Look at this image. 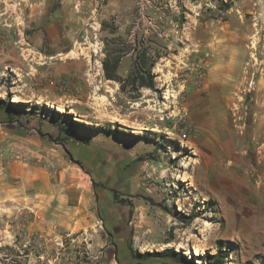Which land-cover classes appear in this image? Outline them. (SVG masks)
Wrapping results in <instances>:
<instances>
[{
	"label": "rangeland",
	"instance_id": "obj_1",
	"mask_svg": "<svg viewBox=\"0 0 264 264\" xmlns=\"http://www.w3.org/2000/svg\"><path fill=\"white\" fill-rule=\"evenodd\" d=\"M121 1L0 0V171L74 222L0 264H264V0Z\"/></svg>",
	"mask_w": 264,
	"mask_h": 264
},
{
	"label": "crops",
	"instance_id": "obj_2",
	"mask_svg": "<svg viewBox=\"0 0 264 264\" xmlns=\"http://www.w3.org/2000/svg\"><path fill=\"white\" fill-rule=\"evenodd\" d=\"M84 1L88 3V6L94 8V11L100 5L101 12H103L102 16L105 18L106 14L121 12L125 8L124 3H127L126 1L123 3L121 0ZM132 7L133 3H131L130 9ZM24 174L23 171H0V216L13 218L10 220L11 223L19 216L22 218V226L25 229L19 242L20 251L25 258H30L35 252L42 254L48 250V242L58 238L55 230L61 225L67 226L69 230L74 222L70 219H60V206L56 199L58 190L50 182L49 178H43L41 183H38L32 175L27 174L26 187L28 190L25 192L20 188L23 183L20 178ZM37 197L40 199L36 201ZM11 199L17 200L19 205H13L8 201ZM13 208H18L20 214H17ZM33 212L36 214L34 218L32 216ZM9 234L11 235L12 231ZM0 239V244L13 242L7 240V235L0 237ZM27 264H32V261H27Z\"/></svg>",
	"mask_w": 264,
	"mask_h": 264
},
{
	"label": "trees",
	"instance_id": "obj_3",
	"mask_svg": "<svg viewBox=\"0 0 264 264\" xmlns=\"http://www.w3.org/2000/svg\"><path fill=\"white\" fill-rule=\"evenodd\" d=\"M105 68H106V65H105ZM109 78H112L111 75H109ZM149 87H150V88H153V87H154L153 80H151V83H150ZM1 101H2V100H0V102H1ZM2 102H3V104L5 105V108H6L7 111H8V117H9L11 120L14 119V115L12 114V110H13L12 107L14 106V104H12V103L10 102V98H7V99L3 100ZM65 117H66V121H67V123L72 124V125H73V124H76L75 121L73 120V117H72L71 115H65ZM62 129L65 130V131H67V132L70 131V130H69V127H63V126H62ZM115 196H116V194H115ZM192 218H193V217H192ZM164 254H165V256L167 255V256H169V257H174V256L176 255V253H175L174 250H166V251L164 252ZM227 258H228V253L223 252V247L220 246V247H218V249H217V251H216V254H215L214 257H213V259H214V261H215L213 264H223V263L226 261ZM200 259H201L202 262H204V261H203V260H204L203 257H201ZM193 264H196V263L193 262Z\"/></svg>",
	"mask_w": 264,
	"mask_h": 264
},
{
	"label": "bare ground",
	"instance_id": "obj_4",
	"mask_svg": "<svg viewBox=\"0 0 264 264\" xmlns=\"http://www.w3.org/2000/svg\"><path fill=\"white\" fill-rule=\"evenodd\" d=\"M246 80H248V79L246 77H244L242 83H244Z\"/></svg>",
	"mask_w": 264,
	"mask_h": 264
},
{
	"label": "built area",
	"instance_id": "obj_5",
	"mask_svg": "<svg viewBox=\"0 0 264 264\" xmlns=\"http://www.w3.org/2000/svg\"><path fill=\"white\" fill-rule=\"evenodd\" d=\"M148 1V0H147ZM97 3H98V1H97Z\"/></svg>",
	"mask_w": 264,
	"mask_h": 264
}]
</instances>
